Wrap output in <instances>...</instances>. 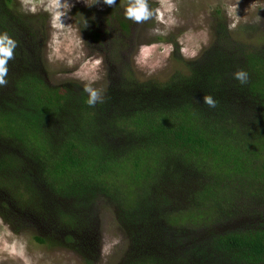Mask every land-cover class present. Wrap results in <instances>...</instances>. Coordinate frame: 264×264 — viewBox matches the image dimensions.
Instances as JSON below:
<instances>
[{
    "label": "trees",
    "instance_id": "16d2710c",
    "mask_svg": "<svg viewBox=\"0 0 264 264\" xmlns=\"http://www.w3.org/2000/svg\"><path fill=\"white\" fill-rule=\"evenodd\" d=\"M126 4L78 19L105 71L90 106L84 85L48 80L47 14L0 0V33L17 42L0 87V218L96 264L102 202L127 239L116 264H264V39L232 38L216 12L196 57L174 44L184 71L140 80Z\"/></svg>",
    "mask_w": 264,
    "mask_h": 264
},
{
    "label": "rangeland",
    "instance_id": "374dc122",
    "mask_svg": "<svg viewBox=\"0 0 264 264\" xmlns=\"http://www.w3.org/2000/svg\"><path fill=\"white\" fill-rule=\"evenodd\" d=\"M20 5V0H17ZM149 8L155 12L160 8L159 0H147ZM69 0L72 5L68 14L62 17L66 25L58 33V51L54 52L51 44L52 28L50 15L42 9L38 12L46 13L47 39L44 45V62L51 84L64 81H76L82 85L91 82V86L103 91L105 87V71L100 54L90 48L78 26V19L84 12L97 15L108 7L123 6L127 0H115L112 6L97 0ZM176 8L171 13L175 24L165 25L154 17L141 22L135 31L133 41L132 64L135 76L140 80L153 78L166 80L175 70L184 71V65L172 57L175 43L184 59L196 57L212 40V27L216 12H220L226 24L230 22L226 14L229 5H235L237 0H171ZM251 5V6H250ZM21 7V5H20ZM37 12V13H38ZM237 15L239 23L234 30H229L232 38L242 41L250 48L261 44L264 39V0H238ZM165 13L164 18H168ZM80 37L83 42L80 41ZM182 49L186 51H182ZM146 50V51H145ZM195 54L194 56L192 54ZM51 57V58H50ZM101 63L95 68L94 61ZM100 231V259L96 264H116L123 255L127 239L123 235L115 219L111 207L100 203L98 207ZM113 239H118L106 253L103 247ZM85 264L73 252L62 248H49L32 239L29 232L14 233L0 218V264Z\"/></svg>",
    "mask_w": 264,
    "mask_h": 264
},
{
    "label": "clouds",
    "instance_id": "9594fccd",
    "mask_svg": "<svg viewBox=\"0 0 264 264\" xmlns=\"http://www.w3.org/2000/svg\"><path fill=\"white\" fill-rule=\"evenodd\" d=\"M96 2L97 0H93L92 3L85 2V4L90 6ZM103 3L112 6L115 3V0H103ZM159 3L162 6L163 11L158 8L155 10V12H153V10L149 8L147 0H127V4L124 8L125 18L136 23H141L154 17L157 21L165 25L175 24V19L171 15V13L176 8L175 4H173L171 0H159ZM237 3L238 0L235 5H229L226 8V14L230 19L227 27L230 31L234 30L239 23L240 16H238L236 12ZM20 5L22 11L25 13L36 14L42 9L50 15V27L53 30L51 34L50 47L53 48L54 52H57L59 50L57 47L59 44L58 33L63 31L66 26L62 22L61 18L66 16L72 7V5L69 3V0H20ZM165 13H169L167 19L164 18ZM80 41L83 42L81 37ZM16 47L17 42L14 38L9 36L6 32L0 33V87H6L8 84V80L6 79L8 76L7 65L10 60L14 59V51ZM182 51L186 50L182 49ZM192 55L194 56L195 54L193 53ZM100 63L101 61L97 59L92 64V67L95 68ZM232 75L233 78L239 81L241 84L247 83L248 73L245 70L238 69L233 72ZM83 91L88 95L86 102L90 106H94L97 102H103L102 92L93 88L91 86V82L84 84ZM203 103L209 108H215L217 104L216 100L211 95H204ZM117 243H119L118 239H113L110 243H106L104 245L103 251L107 253L110 248Z\"/></svg>",
    "mask_w": 264,
    "mask_h": 264
}]
</instances>
